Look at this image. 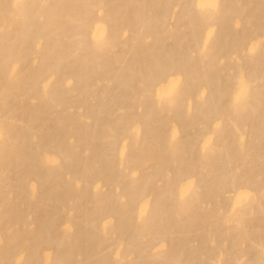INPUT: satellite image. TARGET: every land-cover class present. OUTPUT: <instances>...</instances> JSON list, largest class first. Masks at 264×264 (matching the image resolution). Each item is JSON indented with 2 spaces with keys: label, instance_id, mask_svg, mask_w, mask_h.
I'll use <instances>...</instances> for the list:
<instances>
[{
  "label": "bare ground",
  "instance_id": "6f19581e",
  "mask_svg": "<svg viewBox=\"0 0 264 264\" xmlns=\"http://www.w3.org/2000/svg\"><path fill=\"white\" fill-rule=\"evenodd\" d=\"M0 264H264V0H0Z\"/></svg>",
  "mask_w": 264,
  "mask_h": 264
}]
</instances>
